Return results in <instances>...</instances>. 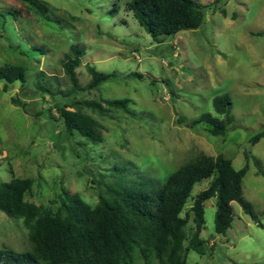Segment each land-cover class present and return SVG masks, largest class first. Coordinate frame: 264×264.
Wrapping results in <instances>:
<instances>
[{"label": "rangeland", "instance_id": "374dc122", "mask_svg": "<svg viewBox=\"0 0 264 264\" xmlns=\"http://www.w3.org/2000/svg\"><path fill=\"white\" fill-rule=\"evenodd\" d=\"M37 1L46 6L49 21L26 3L0 0V68L22 67L27 78L7 91L0 82V183L33 179L26 200L56 212L63 190L96 207L117 182L119 169L159 190L193 158L224 156L236 170L249 165L243 196L263 227L233 203L232 227L217 235V200H208L201 235L208 250L191 251L187 264H264V177L253 162L259 159L264 169V139L250 142L264 129V0H221L218 8L227 17L208 10L200 27L162 44L128 11L129 0ZM73 46L86 50L76 71L82 87L92 81L89 65L118 78L72 92L62 63ZM39 82L54 95L40 92ZM224 95L231 98L234 121L225 136L214 137L199 122L204 114L217 117L213 101ZM102 98L131 100L137 119L123 111L102 117L82 108L102 126L103 141L94 144L66 131L57 107ZM208 185L194 187L182 214H190V232L193 201ZM30 247L24 221L0 212V250L24 253Z\"/></svg>", "mask_w": 264, "mask_h": 264}, {"label": "trees", "instance_id": "16d2710c", "mask_svg": "<svg viewBox=\"0 0 264 264\" xmlns=\"http://www.w3.org/2000/svg\"><path fill=\"white\" fill-rule=\"evenodd\" d=\"M19 1L26 3L43 21H49L44 4L37 0ZM220 2L215 0L203 5L197 0H129L127 8L152 39L162 44L166 38L200 27L208 10H220L227 17L228 12L218 8ZM235 18L236 14L233 15ZM85 54L83 47L73 46L71 54L62 63L72 92L94 90L118 78L117 73H101L89 65L92 81L88 87H82L76 71ZM131 77L143 79L144 76L132 74ZM26 79V70L22 67L0 68V82L5 91L15 83L26 84ZM37 89L54 95L53 88L41 82ZM12 101L16 106L21 105L18 100ZM73 105L57 107L59 119L67 132L78 133L94 144L103 141L102 126L82 112V108L102 117H109L115 111H123L133 119L138 117L129 99L102 98L99 101H75ZM231 106L229 95L217 97L213 101L217 117L204 114L199 123L210 135L225 136L234 121ZM263 139L264 129L250 142L256 145ZM253 162L257 175L264 177L260 160L253 158ZM118 171L117 182L109 187L96 207L63 190L56 212L26 200L32 193L33 179L14 177L0 183V212L10 219L23 220L31 241V247L24 253L1 249L0 264H187V255L191 251L204 255L208 250L209 243L201 235L206 225L205 203L213 198L217 200V235H225L232 227L233 203H238L245 214L263 227L253 206L243 196L242 184L249 165L236 170L232 161L224 156L200 155L174 172L159 190L150 180L130 179L125 169ZM202 182L209 185L193 201L194 226L190 232V214H182L194 187Z\"/></svg>", "mask_w": 264, "mask_h": 264}]
</instances>
